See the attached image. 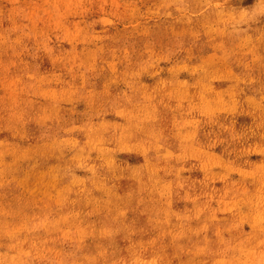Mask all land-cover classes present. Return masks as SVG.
Instances as JSON below:
<instances>
[{"label": "rangeland", "instance_id": "rangeland-1", "mask_svg": "<svg viewBox=\"0 0 264 264\" xmlns=\"http://www.w3.org/2000/svg\"><path fill=\"white\" fill-rule=\"evenodd\" d=\"M0 264H264V0H0Z\"/></svg>", "mask_w": 264, "mask_h": 264}]
</instances>
